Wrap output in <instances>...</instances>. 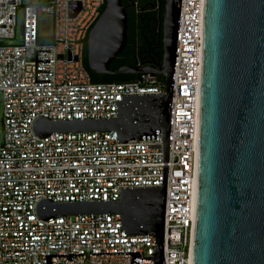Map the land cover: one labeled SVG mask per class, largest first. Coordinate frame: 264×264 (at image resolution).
Segmentation results:
<instances>
[{
    "label": "built area",
    "instance_id": "2783aa9c",
    "mask_svg": "<svg viewBox=\"0 0 264 264\" xmlns=\"http://www.w3.org/2000/svg\"><path fill=\"white\" fill-rule=\"evenodd\" d=\"M0 0V264H129L154 257L155 238L126 236L120 215H36L54 203L118 201L124 188L162 187L163 141L119 144L116 132L51 134L32 124L116 118L122 96L166 94L162 76L94 83L83 65L84 41L105 0ZM72 5H79L72 17ZM204 0H181L171 98L161 264H192L196 217L199 92ZM50 15L49 37L38 18ZM50 43H44L49 42ZM140 264H153L141 260Z\"/></svg>",
    "mask_w": 264,
    "mask_h": 264
},
{
    "label": "water",
    "instance_id": "95a60500",
    "mask_svg": "<svg viewBox=\"0 0 264 264\" xmlns=\"http://www.w3.org/2000/svg\"><path fill=\"white\" fill-rule=\"evenodd\" d=\"M49 2L50 0H44ZM123 0L105 7L87 34V66L96 75L162 76L166 94L128 95L116 102V118L32 124L38 138L51 134L116 132L119 144L157 140L162 134V187L124 188L118 201L54 203L41 200L36 215H120L126 236L155 238L154 257L130 254L129 264L163 261V225L173 72L181 0H165L160 68L110 64L127 44ZM72 5L71 16L79 11ZM198 174L192 264H264V0H204L199 92ZM66 256L68 261L78 255Z\"/></svg>",
    "mask_w": 264,
    "mask_h": 264
},
{
    "label": "trees",
    "instance_id": "16d2710c",
    "mask_svg": "<svg viewBox=\"0 0 264 264\" xmlns=\"http://www.w3.org/2000/svg\"><path fill=\"white\" fill-rule=\"evenodd\" d=\"M42 2V0H41ZM127 14V44L119 56L110 64V71H117L122 64L131 68H160L163 57V19L165 0H123ZM130 5V9H128ZM105 5L101 9V13ZM100 13V14H101ZM135 31L136 36H132ZM84 41L83 65L94 83L131 82L138 76H100L91 72L87 66L86 46ZM44 43H50L44 42Z\"/></svg>",
    "mask_w": 264,
    "mask_h": 264
},
{
    "label": "rangeland",
    "instance_id": "374dc122",
    "mask_svg": "<svg viewBox=\"0 0 264 264\" xmlns=\"http://www.w3.org/2000/svg\"><path fill=\"white\" fill-rule=\"evenodd\" d=\"M40 3L44 2L40 0ZM53 30V20L50 15H43L38 18V33L44 37H49ZM2 101L0 97V142L2 138Z\"/></svg>",
    "mask_w": 264,
    "mask_h": 264
},
{
    "label": "flooded vegetation",
    "instance_id": "af4514ba",
    "mask_svg": "<svg viewBox=\"0 0 264 264\" xmlns=\"http://www.w3.org/2000/svg\"><path fill=\"white\" fill-rule=\"evenodd\" d=\"M127 1H129V0H127ZM128 9H130V5H128ZM132 34H133L132 36L137 37L135 31ZM121 66L122 67H130V66L126 65V64H122ZM112 72H114V71H112ZM109 76H122V75H109Z\"/></svg>",
    "mask_w": 264,
    "mask_h": 264
}]
</instances>
